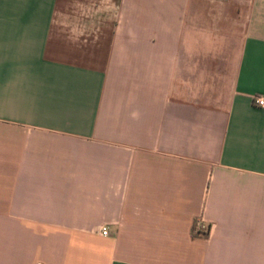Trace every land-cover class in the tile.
Masks as SVG:
<instances>
[{"label": "crops", "instance_id": "crops-1", "mask_svg": "<svg viewBox=\"0 0 264 264\" xmlns=\"http://www.w3.org/2000/svg\"><path fill=\"white\" fill-rule=\"evenodd\" d=\"M253 96L264 0H0V264H264Z\"/></svg>", "mask_w": 264, "mask_h": 264}, {"label": "built area", "instance_id": "built-area-1", "mask_svg": "<svg viewBox=\"0 0 264 264\" xmlns=\"http://www.w3.org/2000/svg\"><path fill=\"white\" fill-rule=\"evenodd\" d=\"M252 104H254L255 106H259V107H264V96H253ZM208 230H209L208 225L203 220H201L200 217L194 220V223L192 226V231L194 232V234L203 235V234H206ZM100 233L102 235L107 234V230L105 226L101 227ZM32 264H45V263L37 261Z\"/></svg>", "mask_w": 264, "mask_h": 264}]
</instances>
